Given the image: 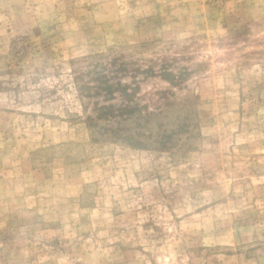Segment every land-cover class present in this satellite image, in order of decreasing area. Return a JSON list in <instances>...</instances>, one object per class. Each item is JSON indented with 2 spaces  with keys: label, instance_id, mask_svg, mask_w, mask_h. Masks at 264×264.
Wrapping results in <instances>:
<instances>
[{
  "label": "rangeland",
  "instance_id": "1",
  "mask_svg": "<svg viewBox=\"0 0 264 264\" xmlns=\"http://www.w3.org/2000/svg\"><path fill=\"white\" fill-rule=\"evenodd\" d=\"M0 264H264V0H0Z\"/></svg>",
  "mask_w": 264,
  "mask_h": 264
}]
</instances>
